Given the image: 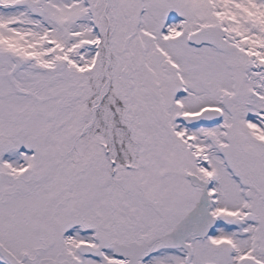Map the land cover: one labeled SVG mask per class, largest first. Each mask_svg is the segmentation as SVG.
<instances>
[{"label": "snow or ice", "instance_id": "snow-or-ice-1", "mask_svg": "<svg viewBox=\"0 0 264 264\" xmlns=\"http://www.w3.org/2000/svg\"><path fill=\"white\" fill-rule=\"evenodd\" d=\"M0 264H264V0H0Z\"/></svg>", "mask_w": 264, "mask_h": 264}]
</instances>
